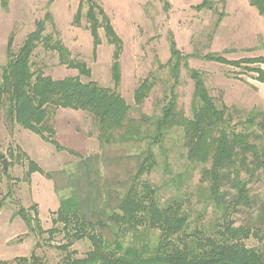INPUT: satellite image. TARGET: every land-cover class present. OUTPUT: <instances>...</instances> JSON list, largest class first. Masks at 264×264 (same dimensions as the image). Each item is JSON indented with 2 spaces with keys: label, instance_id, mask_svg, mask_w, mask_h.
<instances>
[{
  "label": "rangeland",
  "instance_id": "374dc122",
  "mask_svg": "<svg viewBox=\"0 0 264 264\" xmlns=\"http://www.w3.org/2000/svg\"><path fill=\"white\" fill-rule=\"evenodd\" d=\"M4 1L6 7L0 1V67L7 61L9 38L12 36V50L17 52L26 36L35 30L36 22L49 15L53 22L47 23L44 35L60 40L69 51L70 59L87 65L90 77H81L82 82L92 81L101 87H113L110 74L113 48L106 43L104 32L99 29L101 44L94 52L84 16L74 22L80 0ZM94 1L122 42L117 91L129 106V121L138 126L139 136L131 142L102 147L97 141L96 124L88 113L56 110L50 116L55 140L77 154L73 156L65 151L57 152L29 131L8 125L0 113V155L6 161V176L2 173L3 160L0 161V198L7 194L8 188L11 190L0 211V264H69L71 260L83 259L91 250L85 239L63 250L66 240L62 233L49 237L46 231L52 228L53 213L60 199L74 193L80 199H86L85 210L92 205V200L93 209L106 213L113 210L115 198L109 199L110 203L104 207L108 198L105 192L113 185L118 196L123 195L122 190H116L115 180L130 171L134 158L148 145L143 136L151 128L142 120L157 117L167 98L170 81L167 69L162 66L170 57L172 43L184 55L217 53L230 61L264 58V15L250 5V0ZM206 1L214 4L213 10L195 9ZM85 11L83 8L82 15ZM219 13L224 15L217 23ZM31 66L33 71L39 70L54 80L78 75L75 70L61 66L56 53L46 51L41 45L32 55ZM188 66L202 74L215 101L233 107L243 115L254 109L264 112V83L257 82L253 73L199 59H190ZM261 68L264 69V65ZM149 75L156 80L155 85L138 108L133 102V92ZM179 79L176 111L190 118L193 83L184 68ZM20 151L36 163L43 174L34 173L27 181L28 161ZM154 153L156 167L144 178L157 187L161 202L181 199L191 226H207L213 220L212 209L205 208L201 202L199 171L186 167L180 131L174 129L161 148H154ZM45 174H50L51 179ZM249 188L256 201L252 210L255 218L264 207V180L251 183ZM34 204L38 208L41 231L34 226L31 232L14 213L19 207L29 210ZM235 218L236 225L249 219L248 214ZM57 227L60 229L61 225ZM144 232L145 239L153 245L158 232ZM118 237L123 246L133 240L131 234L118 233ZM105 238L109 242L114 240L109 234ZM244 243L247 247H260L255 238Z\"/></svg>",
  "mask_w": 264,
  "mask_h": 264
},
{
  "label": "trees",
  "instance_id": "16d2710c",
  "mask_svg": "<svg viewBox=\"0 0 264 264\" xmlns=\"http://www.w3.org/2000/svg\"><path fill=\"white\" fill-rule=\"evenodd\" d=\"M0 1L6 7V2ZM249 3L264 15V0H250ZM213 6L212 2L206 1L195 9L213 10ZM83 8H86L84 15ZM218 15L217 23L224 14ZM82 16L93 39L94 52L101 44L99 29L103 30L106 43L113 48L112 88L101 87L92 81L82 82L81 77H90L87 65L70 59L69 51L60 40L44 35L47 23L53 22L49 15L36 22L35 30L26 36L17 52L12 50V36L9 38L7 61L0 67V113L4 121L37 135L57 152L65 151L73 156L77 154L55 140L50 116L56 110L88 113L96 124L97 141L102 147L131 142L140 132L138 126L129 121V106L117 91L122 42L94 0H80L74 22L77 23ZM39 45L56 53L59 64L75 70L78 75L54 80L39 70L33 71L31 58ZM190 59L244 69L253 73L257 82L264 83L262 57L230 61L217 53L184 55L172 43L170 57L162 66L167 69L170 81L167 98L157 117L142 120L151 128L143 136L148 145L134 158L130 171L115 180L116 190H122L123 195L118 196L113 185L105 192L108 198L104 207L110 203L109 199L115 198L113 210L106 213L93 209V200L85 210L86 199H80L75 193L59 200L53 213L52 228L46 233L49 237L62 233L66 240L63 250L84 239L91 245L83 259L71 260L69 264H264V207L253 218L256 201L249 188L251 183L264 180V112L254 109L243 115L237 109L215 101L202 74L189 68ZM182 68L193 83L190 118L176 111V88ZM155 81L149 75L134 90L136 107L144 104ZM174 129L179 130L182 137L186 167L199 171L201 202L205 208L212 209L213 220L207 226L192 227L182 200L161 202L157 187L144 178L156 167L154 148H161ZM20 154L28 161L27 181L34 173L43 174L26 154ZM3 159L4 156L0 155V161ZM2 173L6 176L4 170ZM45 175L51 179L50 174ZM177 183L180 184L179 180ZM10 191L8 188L7 194L0 198V211ZM245 214L249 219L236 225L235 217ZM14 215L29 231L35 227L41 231L36 204L29 210L19 207ZM58 225H61L60 229ZM148 230L158 232L153 245L145 239L144 231ZM118 233L131 234L133 240L123 246ZM108 234L114 237L113 242L105 238ZM250 238L257 239L260 247H247L244 242Z\"/></svg>",
  "mask_w": 264,
  "mask_h": 264
},
{
  "label": "water",
  "instance_id": "95a60500",
  "mask_svg": "<svg viewBox=\"0 0 264 264\" xmlns=\"http://www.w3.org/2000/svg\"><path fill=\"white\" fill-rule=\"evenodd\" d=\"M2 165H3V170L6 171V161L5 160H3Z\"/></svg>",
  "mask_w": 264,
  "mask_h": 264
}]
</instances>
